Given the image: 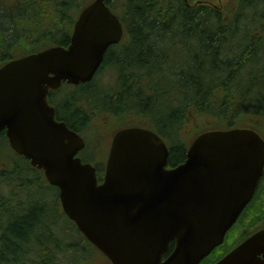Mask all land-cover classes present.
Wrapping results in <instances>:
<instances>
[{"label":"water","instance_id":"obj_1","mask_svg":"<svg viewBox=\"0 0 264 264\" xmlns=\"http://www.w3.org/2000/svg\"><path fill=\"white\" fill-rule=\"evenodd\" d=\"M123 35L106 0H94L81 11L68 48L54 46L0 67V131L44 170L66 214L113 264H200L252 200L263 175L264 140L250 128L206 131L182 164L167 169L169 149L159 136L120 129L99 183L96 168L77 157L84 139L56 120L47 96L63 81H91ZM215 264H264V229Z\"/></svg>","mask_w":264,"mask_h":264},{"label":"trees","instance_id":"obj_2","mask_svg":"<svg viewBox=\"0 0 264 264\" xmlns=\"http://www.w3.org/2000/svg\"><path fill=\"white\" fill-rule=\"evenodd\" d=\"M92 1L0 0V67L52 46H68L75 20ZM106 4L125 28L122 42L105 58L117 72L121 93H82L81 106L66 112L74 117L68 118L70 126L89 132L95 122L109 125L110 112L120 118L142 103L143 116L122 120L119 126H142V119L143 126L160 131L170 145L171 166L185 161L189 145L202 132L234 127L264 132V0H107ZM4 142L7 139L0 133V146ZM2 150L0 264H57L47 246L55 245L49 238L52 230L67 236L59 226L58 190L27 159ZM82 158L91 163L98 159ZM31 187L55 189L56 197H37L28 203ZM16 192L18 205L12 211ZM259 196L256 206L250 204L254 225L264 220V193ZM61 250H55L56 255L69 264ZM214 252L201 264L215 263L219 257Z\"/></svg>","mask_w":264,"mask_h":264},{"label":"flooded vegetation","instance_id":"obj_3","mask_svg":"<svg viewBox=\"0 0 264 264\" xmlns=\"http://www.w3.org/2000/svg\"><path fill=\"white\" fill-rule=\"evenodd\" d=\"M116 45H118V44H116ZM116 45L111 46L107 50V52L110 51V49L112 47L116 46ZM65 47H68V46H65ZM107 52H106V55H107ZM106 55H105V58H106ZM105 60L106 59H104L103 64L101 65V67L99 68V70L97 71L96 75L93 77V79L91 81H89V82H80L78 84H71V83H68V82H63L62 85L58 89L50 90V92L48 94V98H47L48 99V103L55 109V114H56L57 120L60 121V122H65L74 131H77V130H75L73 128V126H70V124H71L70 121L71 120L73 121L74 117L69 118V116H67L66 112L69 111V113H70L71 109H76V108H79L81 106L80 101H81V94L82 93H86V92L93 93V92H96V91H99V92L101 91V93H106V92L110 93V94L106 93V95H112V94H115V93H121L118 90V88H117V82L119 81V79H118L119 77L117 75V72L115 71L114 67L111 66L112 64L111 63L107 64L105 62ZM111 75H112V77H111ZM90 83H93V85L88 87V88L84 87V85H87V84H90ZM147 95L148 94L145 93V96H147ZM140 105H144V104L141 103ZM140 105L131 106V108H129L126 112L122 113L123 116L120 117V118H118L119 115L113 114L111 112L106 117L107 118V123L111 119L109 125H107V127L109 126L108 130H110L112 132V133H110V137L108 139L109 146H112L113 136L118 130L121 129V127H126V126H130V125H133V126L137 125V124H130V125H121V126H119V123L122 120L131 121L129 118L134 119L137 114H138L139 117L143 116V109H145V108H141ZM141 109H142V111H141ZM68 118L71 119V120H69ZM95 121H97V118L94 119V122ZM141 122L142 123H139V124H142V127H145V126H143L144 123H143L142 119H141ZM115 124H118V125L115 127ZM93 126H94V124H93ZM138 126H140V125H138ZM151 129H153V128H151ZM155 131H157V130H155ZM77 132H79V131H77ZM0 133L4 134V136L6 137L7 142H5V143H6L7 147H8V149L11 150L12 153L14 152L17 155H19L16 151H14L11 148L9 140H8V138L6 136V131L4 130V131H2ZM79 133H81V132H79ZM81 135H82V133H81ZM0 147H1V151H2V146H0ZM19 156L23 157L21 155H19ZM168 168H171L170 165H169ZM4 169L5 168L3 166L0 167V170H4ZM105 169H106V164H105V166L103 165V168L96 167L97 173L99 175L102 174V173L104 175L105 174ZM262 179H264V173H263V176L261 177V179L259 181V184H258V187H257V192L255 193V195L253 197V200L251 202V204L255 203V206H256L257 201L260 198L259 194H262V193L259 192L260 183H261ZM16 195H17V192L15 194L13 193V196L11 198L13 200V202L10 205V208H11L12 211L18 205V202H17L18 200H16ZM59 208H60L59 212L61 214L60 215L61 219H59L60 220L59 221V226L61 227L62 230H64V232L67 233V236H62L57 231L52 230L53 233L49 236V238L55 239V243H54L55 245L54 246H52V245L47 246L48 247L47 252L50 251V253H49L50 255L54 254L56 256V258L58 259V261H56L57 264H66L64 261L60 260V255H56L57 253H56L55 250H58L59 248H63V250H61V251L63 252L64 257L66 259H69V261H68L69 264H93L92 262H90V259H89L90 257H92L91 253H89V252L91 251V249L93 250V246L91 248L89 245H87L88 243L85 242V240L83 238L84 235L80 232V230L78 229L76 224L74 222H72L66 216V214L64 213V211H63V209H62L60 204H59ZM15 214H17V213H15ZM63 219L68 221L69 224L68 225H62ZM40 240L43 241L42 238ZM65 243H68V245L66 246L67 250H64ZM69 251L70 252L80 251L81 253L84 254V256H81V258L79 260H74L73 257L70 258ZM66 255L68 257H66Z\"/></svg>","mask_w":264,"mask_h":264},{"label":"rangeland","instance_id":"obj_4","mask_svg":"<svg viewBox=\"0 0 264 264\" xmlns=\"http://www.w3.org/2000/svg\"><path fill=\"white\" fill-rule=\"evenodd\" d=\"M111 77H112V75H111ZM106 125H107L106 123H103V124L102 123H95L94 126H92L91 130L89 131V132L95 131L93 133V135L91 133H89L88 135H85L86 140L88 142L87 143L88 148L82 154V156L85 159H90V157H92L94 155L93 151H95V150H93V146L95 144H97V142H98L97 138L98 137H99V139L102 138V135H100V134H103V138L105 136V141L103 142V147L101 146V143H100L99 148H101V149H100V151L96 150L95 154H99L98 157H100L101 160L104 159V157L106 155V148L108 147V144H109L108 143V137L106 138V135H107V133L110 134V132L109 131L108 132L103 131L99 134L98 131H101L102 127H103V129H107L108 127H104ZM159 133L161 134L160 131H159ZM186 139L188 141L187 137H186ZM2 147L5 149L6 152L10 153L5 142H4ZM29 191L30 192H29V197H28V203L35 202L37 200V197H40V198L42 196H45V197L48 196L50 198L56 197V190L55 189L46 188V189H44V191H39L38 189L31 187L29 189ZM259 192L264 193V179H262V181L260 183ZM43 202H47V201L44 200ZM53 204H54V206L56 205V203H53V202L50 203V205H52V207H54ZM250 206L251 205H249L247 209H249ZM247 209L244 211V213L242 214V216L240 217L238 222L235 224V226L229 231V233L226 237L225 243L222 245V248L221 249L218 248L219 250L218 249L215 250L214 256H217L219 258L223 257L227 252H229L231 249H233L244 236L255 231V228H253L255 221L253 220L252 215H251L252 206H251L250 210H247ZM52 213H54V216L56 217L55 211ZM68 224H69L68 221L63 219L62 225H68ZM69 253H70V258L73 257L74 260H79L81 258V256H84V254L81 253L80 251H73V252L69 251ZM93 253H94V251H93ZM90 260H91V258H90ZM94 260H95L94 264H104L105 259H104V256L95 252L94 253Z\"/></svg>","mask_w":264,"mask_h":264}]
</instances>
